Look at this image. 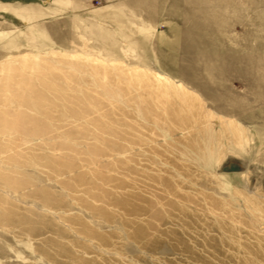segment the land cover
Instances as JSON below:
<instances>
[{
    "label": "rangeland",
    "instance_id": "374dc122",
    "mask_svg": "<svg viewBox=\"0 0 264 264\" xmlns=\"http://www.w3.org/2000/svg\"><path fill=\"white\" fill-rule=\"evenodd\" d=\"M43 63L52 81L6 91ZM97 63L181 83L214 120L171 136L126 87L94 92ZM0 111L29 116L0 130V264H264V0H0Z\"/></svg>",
    "mask_w": 264,
    "mask_h": 264
},
{
    "label": "bare ground",
    "instance_id": "6f19581e",
    "mask_svg": "<svg viewBox=\"0 0 264 264\" xmlns=\"http://www.w3.org/2000/svg\"><path fill=\"white\" fill-rule=\"evenodd\" d=\"M47 64L49 63H43L39 66H35L32 64H23L21 68L15 66H10L7 68L5 67L6 69L3 72V75L7 76V78L5 77L4 80L12 82L17 87V90H15L16 88L11 89V87H9L6 91H9V93L20 91L28 93L35 87V81H44V83L52 81V79L55 78L57 73H54L52 70H50V67H48ZM119 68L120 67H118V69ZM95 69V78H93L94 80L91 79V84L95 88H93L94 92L100 93L96 89H102L105 93L113 92L109 85H114L120 88L126 87V96L129 98L128 102L126 103L127 112L130 113L128 111L129 109L132 111L131 106H138L141 111L140 114L143 113L144 118L150 121L151 123H154L155 125H163L165 122L170 121V123L168 122L166 124H170V127L172 128L167 132L171 136H174L176 133H178V131H181L184 133V139H188V137L191 136V134L194 132V130H196V128L202 130L205 128L208 121L214 120V117L207 115L204 105L198 98V96H196L193 92H190L181 83L176 84L175 82L171 81L167 77H164L163 75L143 72L140 75L134 76L128 73L130 71H126L127 74H125L122 73L123 71H121L120 69L118 70L116 68L115 70L109 68L108 66H106V64L104 66L98 65V67H95ZM101 76L108 77L109 82L111 84L109 83V85L104 86L105 84L103 85V83H101L102 80L100 81ZM133 89H135L134 92L132 91ZM4 91L5 90H3V92ZM63 98L65 99V102L67 101L66 105L68 109H66L68 113L72 114L81 112L82 108L76 106L80 105L78 97L72 96L68 93H64ZM91 103L95 106L94 112L101 109L100 107H110L109 112L114 115L117 111L120 112L118 104L116 105L113 102L110 104V102L108 103V101L104 102L101 100H93L92 96H84L83 100H81V104L85 107H88ZM21 105L22 107L26 108L28 106H31V101L27 98V100L21 102ZM8 114L9 113L0 111V130L3 132H11V134H13V137L19 136V132L24 130V126L20 123L29 121V116H13L11 114ZM127 116L128 115H126L125 117L127 118ZM98 120L99 119L97 118L96 127H104L103 125H99V123H97ZM127 127L129 128V126ZM226 127L230 128V130L232 131L237 130L239 132L238 126L234 125L233 123H227ZM94 128L95 127L93 126V129ZM112 128L113 127L111 126V130H113L119 138L120 136L122 138L126 137V140L128 137H131L134 140L133 142L136 146H141V148L146 147L143 144L144 140L140 139L139 142L136 140L138 139L137 136L133 138L134 135L131 136L129 134V132L135 133V130L132 131V129L130 128L122 130ZM143 128H139V130L142 131H136V134H145ZM103 133L104 132H101L100 129L99 131H95L96 135H101L104 139H106V135H104L105 133ZM106 140H108V138ZM128 143H130V140L128 141ZM153 146L154 142H152V145L150 147L153 148Z\"/></svg>",
    "mask_w": 264,
    "mask_h": 264
}]
</instances>
